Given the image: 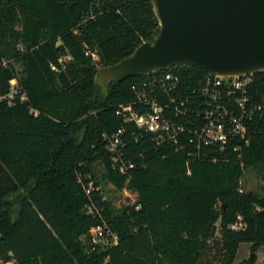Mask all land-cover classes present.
<instances>
[{
	"label": "trees",
	"instance_id": "1",
	"mask_svg": "<svg viewBox=\"0 0 264 264\" xmlns=\"http://www.w3.org/2000/svg\"><path fill=\"white\" fill-rule=\"evenodd\" d=\"M159 29L151 0H0V95L17 79L27 97L21 102L18 96L13 106L0 103V260L203 264L217 223L225 237V264H233L241 243H250L253 253L264 245V197L240 191L246 170L264 171V113L253 125L243 167H187L182 153L163 160L151 152L146 168L129 175L113 169L102 134L123 126L116 111L134 100L133 87L148 75L110 81L104 90L85 48L95 49L107 67L152 42ZM63 56L73 58L69 71ZM170 71L191 84L208 75L191 66ZM252 92L264 102V73L253 75ZM143 149V142L132 146L135 153ZM97 163L118 190L138 194L136 205L119 212L103 200L102 190L87 195L86 177L96 178ZM92 202L95 215L87 213ZM238 214L244 232L227 229ZM104 225L119 242L97 252L85 236Z\"/></svg>",
	"mask_w": 264,
	"mask_h": 264
},
{
	"label": "built area",
	"instance_id": "2",
	"mask_svg": "<svg viewBox=\"0 0 264 264\" xmlns=\"http://www.w3.org/2000/svg\"><path fill=\"white\" fill-rule=\"evenodd\" d=\"M86 56L93 61L99 60L97 53L86 51ZM60 62L63 64L62 60ZM147 75L143 82L133 87L134 100L121 104L116 111L123 126L115 132L102 134L113 169L121 175H129L135 169L146 168L151 152L159 154L163 160L171 154L182 153L187 167L193 162L244 166L253 125L264 113V102L252 92L253 75L208 73L194 84L184 82L170 70ZM18 96L21 102L27 101L18 81L13 79L9 92L0 95V103L13 106ZM31 112L38 115L34 110ZM140 142H143V151L133 152V144ZM86 179L90 180L85 187L87 195L101 191L91 176ZM87 213H99L93 202L87 206ZM233 228L242 232L247 225L238 229L234 223ZM90 234L94 239H104L108 233L103 226H96L91 228ZM113 237L116 246L119 238Z\"/></svg>",
	"mask_w": 264,
	"mask_h": 264
},
{
	"label": "water",
	"instance_id": "3",
	"mask_svg": "<svg viewBox=\"0 0 264 264\" xmlns=\"http://www.w3.org/2000/svg\"><path fill=\"white\" fill-rule=\"evenodd\" d=\"M151 2L160 23L158 34L98 71L96 80L104 90L110 81L123 82L179 66L219 76L264 73V0ZM86 238L92 240L91 234Z\"/></svg>",
	"mask_w": 264,
	"mask_h": 264
},
{
	"label": "rangeland",
	"instance_id": "4",
	"mask_svg": "<svg viewBox=\"0 0 264 264\" xmlns=\"http://www.w3.org/2000/svg\"><path fill=\"white\" fill-rule=\"evenodd\" d=\"M85 49L94 54L97 53L95 49L88 46H86ZM61 60L63 62L64 70L69 71L71 64H74L73 58L71 56H63ZM92 64L98 69V71L103 68L100 58L98 61L92 60ZM14 66L16 71L20 74L22 71L20 64L14 63ZM94 174L96 178L93 181L95 184L96 182L100 183L99 187L102 190L103 200L110 203L114 209L122 212L125 208L136 205L138 194L127 187L118 190L113 184L109 183L105 177L106 169L101 163H97L94 166ZM240 191L244 193H253L261 198L264 197V171H258L257 169L246 170L240 181ZM218 208H221V204H219ZM256 210L260 211L261 209L257 208ZM234 223L237 224L238 229L243 227L245 224L243 216L238 214ZM234 223L230 224L227 229L237 232V229L233 228ZM103 227L108 233L107 237L104 239L92 238L91 241V245L94 246V251L97 252H103L115 246L113 236H117L116 233L111 231L107 225H104ZM85 237H87V235ZM207 245L210 248V252L204 258L203 264H225L227 260V255L225 254V237L220 223L216 224V233L213 238L207 240ZM252 256H254L253 260ZM106 261L108 262V258ZM0 264H14V262H4L3 260H0ZM233 264H264V245L258 251L253 253L252 245L250 243H241Z\"/></svg>",
	"mask_w": 264,
	"mask_h": 264
}]
</instances>
